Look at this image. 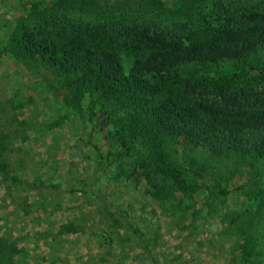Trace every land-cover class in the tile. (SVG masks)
Masks as SVG:
<instances>
[{"label": "rangeland", "instance_id": "374dc122", "mask_svg": "<svg viewBox=\"0 0 264 264\" xmlns=\"http://www.w3.org/2000/svg\"><path fill=\"white\" fill-rule=\"evenodd\" d=\"M80 1L84 6L47 14L113 31L148 26L183 33L230 3ZM253 1L264 7V0ZM23 7L22 0H0V239L8 247L0 264H154L126 228L108 220L114 208L135 220L159 264H243L244 256L246 264H264V163L216 157L165 136L160 170L115 101L95 97L91 106L65 86V75L9 54L14 27L31 23ZM130 60L123 56L126 68ZM246 61L263 64L264 50ZM249 78L240 76L239 87ZM192 97L221 101L205 91ZM64 205L75 216L67 224L59 218ZM76 230L87 235L63 236Z\"/></svg>", "mask_w": 264, "mask_h": 264}, {"label": "trees", "instance_id": "16d2710c", "mask_svg": "<svg viewBox=\"0 0 264 264\" xmlns=\"http://www.w3.org/2000/svg\"><path fill=\"white\" fill-rule=\"evenodd\" d=\"M22 1L31 23L14 27L7 39L9 54L65 75V86L86 95L91 106L95 97L115 101L126 111L130 132L148 144L160 170L165 169L160 149L165 136L216 157L264 163V63L246 61L264 50V7L253 0H230L227 8L222 6L221 12L204 19V25L173 33L148 26L113 31L74 22L54 11L47 14L50 8L84 6L80 0ZM124 55L131 57L127 68ZM228 62L230 67H221ZM189 64L198 70L186 72ZM247 74H251L249 83L239 87L238 78ZM196 91L215 93L221 101L195 99ZM7 180L34 186L16 176ZM106 208L112 210L109 204ZM108 220L126 228L150 260L159 264L129 214L114 208ZM3 250L8 254L6 242L0 239ZM243 259L246 264L247 258Z\"/></svg>", "mask_w": 264, "mask_h": 264}, {"label": "crops", "instance_id": "0c3cea01", "mask_svg": "<svg viewBox=\"0 0 264 264\" xmlns=\"http://www.w3.org/2000/svg\"><path fill=\"white\" fill-rule=\"evenodd\" d=\"M64 208H65V211H61L60 212L61 215H59V216H62L63 215V217H59L61 224H67V221H70V219L75 218V216L74 217H73V215L71 216L70 213L68 212V209H70V208H67L66 205H64ZM20 215L21 216H24V214L22 212H20ZM9 218H14V216L9 217ZM47 220L54 221L55 220V217L52 216L50 218H47ZM88 233H90V231H88ZM65 235H67L69 237L71 235V238L70 239L71 240H74L76 238H80V237H77L78 235H87V232H85V234H82L80 231H77L76 230L75 232H72L71 234H64L63 236H65Z\"/></svg>", "mask_w": 264, "mask_h": 264}]
</instances>
